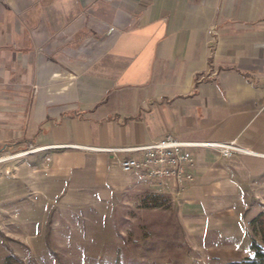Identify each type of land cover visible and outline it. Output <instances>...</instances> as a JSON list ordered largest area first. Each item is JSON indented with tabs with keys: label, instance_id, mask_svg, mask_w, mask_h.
Instances as JSON below:
<instances>
[{
	"label": "crops",
	"instance_id": "1",
	"mask_svg": "<svg viewBox=\"0 0 264 264\" xmlns=\"http://www.w3.org/2000/svg\"><path fill=\"white\" fill-rule=\"evenodd\" d=\"M263 45L264 0H0V156L38 148L28 181L136 179L170 199L202 262L249 258L264 212ZM166 135L251 153L194 149L177 190L107 151Z\"/></svg>",
	"mask_w": 264,
	"mask_h": 264
},
{
	"label": "rangeland",
	"instance_id": "2",
	"mask_svg": "<svg viewBox=\"0 0 264 264\" xmlns=\"http://www.w3.org/2000/svg\"><path fill=\"white\" fill-rule=\"evenodd\" d=\"M28 154L0 156L15 155L0 163V264H224L202 262L185 244L170 202L145 209L150 193L132 188L136 179L28 181Z\"/></svg>",
	"mask_w": 264,
	"mask_h": 264
},
{
	"label": "built area",
	"instance_id": "3",
	"mask_svg": "<svg viewBox=\"0 0 264 264\" xmlns=\"http://www.w3.org/2000/svg\"><path fill=\"white\" fill-rule=\"evenodd\" d=\"M203 148L211 149L225 159L251 153L239 145L236 140L228 142H185L174 139L170 135L143 146L114 148L107 151L131 154V156L119 161V168L123 173L138 172L143 179L154 182L158 187H162L167 181H172L177 190H182L189 186L194 179L191 173L192 150ZM37 150L39 149H30L25 151V154ZM14 156L0 157V163Z\"/></svg>",
	"mask_w": 264,
	"mask_h": 264
},
{
	"label": "trees",
	"instance_id": "4",
	"mask_svg": "<svg viewBox=\"0 0 264 264\" xmlns=\"http://www.w3.org/2000/svg\"><path fill=\"white\" fill-rule=\"evenodd\" d=\"M170 199L164 195H150L143 202L145 209L162 208ZM250 231L252 234L250 250L252 256L234 261H226L224 264H264V212H261L254 220L250 222ZM2 264H23L16 257H7Z\"/></svg>",
	"mask_w": 264,
	"mask_h": 264
}]
</instances>
